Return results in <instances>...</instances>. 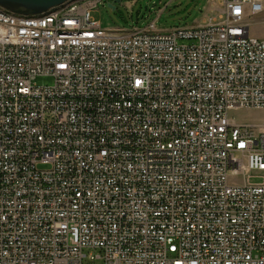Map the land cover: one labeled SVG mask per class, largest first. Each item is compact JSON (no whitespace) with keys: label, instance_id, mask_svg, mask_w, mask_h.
Masks as SVG:
<instances>
[{"label":"built area","instance_id":"obj_1","mask_svg":"<svg viewBox=\"0 0 264 264\" xmlns=\"http://www.w3.org/2000/svg\"><path fill=\"white\" fill-rule=\"evenodd\" d=\"M106 1L0 6V264H264V118L230 114L264 112V0L170 31Z\"/></svg>","mask_w":264,"mask_h":264},{"label":"rangeland","instance_id":"obj_2","mask_svg":"<svg viewBox=\"0 0 264 264\" xmlns=\"http://www.w3.org/2000/svg\"><path fill=\"white\" fill-rule=\"evenodd\" d=\"M108 0L101 3L93 16L107 29H143L156 22L159 31H170L176 28L193 27L208 22L218 15L223 7L222 0ZM113 4L115 9L109 6ZM252 33L261 35L259 25H252ZM38 86L53 83L49 77H39L35 81ZM238 123H260L264 112L258 109H242L231 111ZM244 177L238 176L232 182H243ZM262 179L252 177L250 182L260 183Z\"/></svg>","mask_w":264,"mask_h":264},{"label":"water","instance_id":"obj_3","mask_svg":"<svg viewBox=\"0 0 264 264\" xmlns=\"http://www.w3.org/2000/svg\"><path fill=\"white\" fill-rule=\"evenodd\" d=\"M120 1L116 0L115 2ZM65 2L66 0H0V6L19 14L37 15ZM109 6L115 9L113 4H109Z\"/></svg>","mask_w":264,"mask_h":264}]
</instances>
